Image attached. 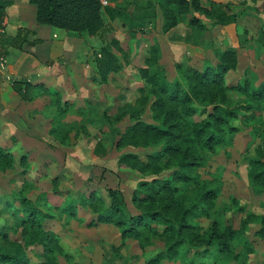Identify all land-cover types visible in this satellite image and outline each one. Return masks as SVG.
Here are the masks:
<instances>
[{
	"label": "trees",
	"instance_id": "trees-1",
	"mask_svg": "<svg viewBox=\"0 0 264 264\" xmlns=\"http://www.w3.org/2000/svg\"><path fill=\"white\" fill-rule=\"evenodd\" d=\"M28 1L37 5L36 18L40 23L89 36L100 34L105 27L100 0ZM10 3L0 0V22L4 20L5 7ZM158 3L163 15V32L177 26L187 14L190 15L189 24L202 30L216 24L236 23L240 15L231 3L213 2L210 7L204 6L201 0H158ZM204 17L210 19L211 23L207 24ZM21 33L22 30L17 38H20ZM122 50L115 36L100 49L94 50L101 82H108L111 73L123 69L127 62L124 59L126 53L119 56L117 52ZM214 53L217 59L215 64L184 65L177 62L174 77L153 70L151 65L141 67L139 73L145 85L139 90L141 97L137 102L140 107L130 110V105L126 104L114 117H105L112 123L122 121L127 115L132 120L118 133L115 143L117 149L127 146L157 147V150L146 153L145 158L138 153L125 152L118 159V167L129 168L143 176L132 195L136 212H132L123 191L117 187H108L107 196H102L96 190L88 194L82 191L78 201L66 200L62 209L81 221L78 209L79 206L84 207L93 214L88 226L114 225L119 229L123 242L134 239L145 247L160 236L164 240L165 250L152 258L150 264H160L163 259H179L182 264H196L199 254H217L228 261H239L243 253L235 252V248L248 224L259 223L256 233L264 239V215L254 211L245 216L239 228L232 224L224 225L220 216L207 230H203L195 221L197 217L210 215L218 194L217 189L200 182L195 172L205 164L204 153L214 152L217 146L230 142L229 138L239 131L238 127L231 124V120L241 116V109L250 111L264 107V82L254 85L250 78L231 85L226 82L227 74L239 65L237 49L215 48ZM148 59L147 63L157 62L154 55ZM12 85L25 101H32L43 93L52 96L57 115L50 133L57 136L61 143L67 144L68 129L84 131L81 130L83 126H76L75 123L70 126L62 121L70 103L63 101L60 91L50 93L41 83L28 78L16 79ZM230 91L242 93L247 104L233 105ZM147 106L153 122L141 117ZM200 106L203 110L197 117V107ZM255 135L262 139V144L248 158V175L254 190L259 194L264 192V121L256 126ZM94 151L97 155L107 153L102 142L96 144ZM14 164L12 153L0 146V170L13 168ZM166 171L169 173L162 175ZM188 183H194L198 190V199L191 204L186 202L181 189ZM0 201V211L16 219L25 244L42 246L43 259L37 264H58L55 254L62 252L63 245L57 233L47 226L48 220L54 217L49 211L50 203L42 207L40 200H33L22 191L6 199L0 197ZM54 207L57 209L58 206ZM238 209L241 210V207ZM6 238V234L0 233V240L3 241L0 243V264H30L24 245L16 241L9 242Z\"/></svg>",
	"mask_w": 264,
	"mask_h": 264
},
{
	"label": "rangeland",
	"instance_id": "rangeland-1",
	"mask_svg": "<svg viewBox=\"0 0 264 264\" xmlns=\"http://www.w3.org/2000/svg\"><path fill=\"white\" fill-rule=\"evenodd\" d=\"M258 3L260 5L258 8L264 9V0H260ZM252 4L253 2L251 1V4L245 10L250 8ZM189 17L190 15H187V19ZM246 17L247 19L253 18L249 15ZM254 20V23H256L255 26H252V30L254 31L239 27L236 30L221 33V35H225L224 38H220L218 34L214 36V40L220 43L215 48L226 49L235 46L238 51L239 65L236 70L230 71L227 74L226 82L228 85L243 81L244 78H250L254 85L264 82V29H261L263 26L261 27V24H258L260 22L257 18ZM205 22L210 24L211 20L205 19ZM131 26H134V29L141 28L135 23H132ZM258 26H260L259 31L255 30V28L258 29ZM130 33L133 35L135 31L131 30ZM117 52L119 56L126 53V58L124 57V59L127 61L128 53L124 48L122 51ZM152 55L157 57V62L154 64L151 62L146 63V67L151 65L153 70L166 72L170 77L176 75L175 64L177 62L173 64L171 57L162 52L160 42H155L150 47L149 59ZM197 57V54L189 53L184 58V62L179 61V63L188 65L191 64L188 61H192V59L198 65H204L206 62L215 64L217 61L213 49L205 58H201L200 61ZM119 82L106 83L105 88L113 87L114 90L110 93H114L115 89L117 92ZM101 83L105 84L104 82ZM144 85L145 82L143 80V85L137 89L138 94L137 92L129 91L131 101L126 103L130 105V110L140 107L137 100L141 97L139 90ZM229 97L233 105L247 104L245 96L237 91H230ZM125 104L120 106L119 110ZM104 108V105L98 106L96 109L91 108V106L87 107V105L79 107H75L74 105L69 106L68 112L62 121L70 126L74 123L76 126H83L81 130H84L81 132L77 128H73L71 131L68 129L69 143H75L81 134V136L84 135L85 137L75 147L82 152L83 155L78 154L82 160L75 158L71 162V172L66 169L65 177L62 174L55 175L58 173H51V170L55 168H51L47 161L41 163V161L33 160V167L26 161L27 165L11 167L0 172V195H2L3 199L22 191L27 197L37 201L40 200L42 207H47L50 203L49 211L54 217L48 220L47 226L57 233L63 245L62 252L55 254L58 264H150L149 261L152 258L165 250L164 240L160 236L155 237L152 244L142 247L134 239H126L123 242L119 229L114 225L99 224L88 226L87 223L93 218V214L84 207L79 206L78 209V215L82 218L81 221L62 211L65 201L71 199L78 201L82 191L88 194L92 190H96L102 196H107L106 189L108 186H112L121 188L128 206L132 212H136L132 203V195L134 189L137 188L138 182L143 179V176L129 168L118 167V158L120 154L122 155L125 152L138 153L142 158H145L146 153L157 150V147L137 148L127 146L116 152L115 140L118 138V133L132 123V120L127 115V117L119 122L114 121L112 123L107 121L105 117H114L117 111L114 112L115 114L113 112L109 114ZM197 109L196 116L198 117L203 107L200 106ZM150 114V108L147 106L144 108L141 117L148 122H153ZM252 114L254 117H252ZM263 121L264 107L250 111L241 109V116L231 120V124L238 127L239 131L229 138L231 139L230 142L217 146L214 152L206 151L204 153L205 164L199 166L195 172L199 176L198 180L200 182H206L207 186L217 189L218 194L214 200V206L210 211V215H202L195 218V221L203 230L209 229L214 220L219 216L222 218L224 225L232 224L234 227L239 228L248 213L254 211L264 215V192L256 193L248 175V158L250 155H254L258 146L262 144V139L255 135V129ZM63 134H65V131ZM98 142H102L105 145L107 152L110 149L112 152L101 162V164L105 165L103 167L105 171H103L101 177L99 174H94L92 177L89 176V166L92 168L93 162L84 161L83 158L89 148L96 146ZM74 162L83 163L84 166H77ZM59 166L60 164L56 167ZM55 171H59V169ZM47 172L49 174L45 177L44 175ZM105 172L106 176H104ZM168 173L169 171H166L162 175H167ZM54 178H56V181H53ZM181 189L188 204L198 199V190L194 183L184 184L181 186ZM57 190L59 191L58 193H56ZM55 205L58 206L57 209L54 207ZM238 207H241V210ZM259 227V223L248 224L244 229V234L240 236L235 252L243 253L241 260L228 261L225 258H220L217 254H199L200 258L196 259V264L263 263L264 239L257 236L256 232ZM0 233L6 234V239L9 242L16 241L24 245L30 264H37L39 261H42V246L26 245L21 229L17 226L16 219L11 217L7 212L0 211ZM2 242L0 240V243ZM160 264H182V262L179 259H163Z\"/></svg>",
	"mask_w": 264,
	"mask_h": 264
},
{
	"label": "crops",
	"instance_id": "crops-1",
	"mask_svg": "<svg viewBox=\"0 0 264 264\" xmlns=\"http://www.w3.org/2000/svg\"><path fill=\"white\" fill-rule=\"evenodd\" d=\"M2 1L11 3L5 7V18L0 22V146L12 153L14 167L27 165L26 161L31 167L34 166L33 160L41 163L47 161L51 168H55L51 173L62 174L64 177L66 169L71 172V162L75 158L82 160L78 156L83 155L82 152L75 147L85 136H78L75 143L70 144L69 140L67 144L61 143L57 136L50 133L57 114L52 96L43 93L32 101H25L14 90V80L28 78L32 82L41 83L50 93L60 91L63 101H69L70 105H87L94 109L104 105L110 114L118 112L120 106L131 101L129 91L138 94L137 89L143 85L139 69L146 66L149 49L155 42H160L162 52L171 57L173 64L184 62L189 53L197 54L200 61L220 44L214 40L216 34L224 38L225 35L221 33L239 27L254 31L252 26H255L256 18L260 22L258 24L263 26L261 29H264V9L258 8L260 0H201L207 7L213 2L231 3L233 9L240 13L237 22L216 24L202 30L189 24L187 14L168 32L162 30L163 15L158 0H110V4L102 8L105 27L94 36L38 22V7L28 0ZM251 1L253 4L245 10ZM247 15L253 18L247 19ZM132 23L141 28L134 29ZM260 26L255 30L259 31ZM21 30V36L17 38ZM131 30L135 31L133 35ZM114 36L127 51L128 59L121 71L110 74L106 83L120 81L117 92L115 89L114 93H110L114 88L106 89V83H101L93 52ZM189 62L197 64L193 59ZM94 149L95 146L89 148L83 160L93 162L92 168L89 166V176L99 174L101 177L105 171V165L101 162L112 150L97 155ZM115 151L119 152V149ZM75 163L84 166L83 163Z\"/></svg>",
	"mask_w": 264,
	"mask_h": 264
},
{
	"label": "built area",
	"instance_id": "built-area-1",
	"mask_svg": "<svg viewBox=\"0 0 264 264\" xmlns=\"http://www.w3.org/2000/svg\"><path fill=\"white\" fill-rule=\"evenodd\" d=\"M102 7L105 8L110 4V0H100Z\"/></svg>",
	"mask_w": 264,
	"mask_h": 264
}]
</instances>
